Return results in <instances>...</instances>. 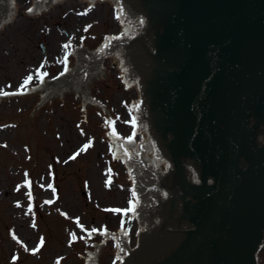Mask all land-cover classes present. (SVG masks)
Here are the masks:
<instances>
[{
	"label": "water",
	"instance_id": "1",
	"mask_svg": "<svg viewBox=\"0 0 264 264\" xmlns=\"http://www.w3.org/2000/svg\"><path fill=\"white\" fill-rule=\"evenodd\" d=\"M106 2L113 19L116 11L121 13L125 41H110L109 35L94 51L71 50L78 62H85L63 71L58 80L38 78L40 86L24 92L40 94L35 107L60 100L68 91L77 97L74 105H80V111L84 105L101 107L89 98L87 82L102 79L101 57L109 54L119 85L125 90L137 85V97L143 94L140 110L138 104L128 103L131 121L135 106L138 122L148 120L156 139L151 136L161 147L158 155L151 154L155 150L150 151L152 144L144 138L142 148L150 153L145 160L156 169L163 154L162 165L174 164L168 176L170 192L159 198L170 195L167 206L154 207L165 210V220L161 228L144 235L140 245L134 232V249H127L125 231L119 227L117 234L94 236L111 239L113 264L117 251L125 255L124 264H257L255 253L264 242V0ZM59 3L33 0L32 10L40 8L44 14V8ZM13 11L11 0L0 3V29L12 20ZM109 44L119 45L111 49ZM87 52L98 57L93 59L99 60L96 65L88 67L83 56ZM104 117L108 148H114L113 155L124 167L123 177L134 182L130 190L138 200L126 225L134 219L137 228L152 229L158 217L152 224L141 222L159 213L150 212L153 195L143 188L145 170L127 152L128 141L137 139L135 125L131 123L129 140L118 143ZM141 133H147L144 125ZM193 166L199 184L187 179L197 180ZM97 253L98 246H91L84 264H96ZM259 263L264 264V249Z\"/></svg>",
	"mask_w": 264,
	"mask_h": 264
},
{
	"label": "rangeland",
	"instance_id": "2",
	"mask_svg": "<svg viewBox=\"0 0 264 264\" xmlns=\"http://www.w3.org/2000/svg\"><path fill=\"white\" fill-rule=\"evenodd\" d=\"M31 1L13 0L16 16L0 29V89L17 93L0 96V264H84L97 245L96 264H113L111 239L94 232L117 234L119 227L134 249L139 228L134 219L126 225L129 214L111 211L129 207L134 182L108 148L104 114L118 143L128 141L135 88L119 85L107 55L102 79L87 82L89 98L101 107L80 111L71 91L35 107L40 94L24 92L40 86L38 68L48 73L43 79L58 80L66 51H94L117 34L118 18L106 1L63 0L44 14L28 13ZM77 60L69 54L67 69Z\"/></svg>",
	"mask_w": 264,
	"mask_h": 264
},
{
	"label": "snow or ice",
	"instance_id": "3",
	"mask_svg": "<svg viewBox=\"0 0 264 264\" xmlns=\"http://www.w3.org/2000/svg\"><path fill=\"white\" fill-rule=\"evenodd\" d=\"M28 11L31 12L32 9H28ZM83 14H86V13H83ZM117 18H119V16ZM85 30H87V29H85ZM62 47L67 49V48L70 47V43L63 45ZM68 55H69V53L66 51L64 59L63 60H58V63H63L64 64V71H67V57H68ZM43 66H44V64L42 63L40 67L42 68ZM63 74H64V72L60 73V75H63ZM47 75H48L47 72H44L43 74H41L39 68L36 70V76L38 78H40L41 82H43V77L47 76ZM32 79H33V75L29 74V76L25 78L23 84L20 86L21 89L26 88V86L32 81ZM9 87H10V85H9ZM14 94H17V93H9V92H5L3 89H0V96H7V95H14ZM125 123H128V121H125ZM131 123H133V125H135V118H133ZM131 196H132V199H130L129 202H128L129 203V207L128 208H126V209H113L111 211H114V212H117V213H123L124 215H127L128 213H135L136 204L138 203V200L136 199L135 190H132ZM93 231H96V230H93ZM126 234H127V232L125 231V235ZM73 238L75 239V234H73Z\"/></svg>",
	"mask_w": 264,
	"mask_h": 264
},
{
	"label": "bare ground",
	"instance_id": "4",
	"mask_svg": "<svg viewBox=\"0 0 264 264\" xmlns=\"http://www.w3.org/2000/svg\"><path fill=\"white\" fill-rule=\"evenodd\" d=\"M63 0H60V2H62ZM83 1H85V0H83ZM98 1H106V0H98ZM11 2L13 3V0H11ZM13 5H14V3H13ZM32 5H33V0L31 1V4L28 6V8L29 9H32ZM48 8H51V7H48ZM45 9H47V8H44V10ZM16 8L14 7V11H13V16H12V20L15 18V16H16ZM27 12L28 13H31V14H37L38 12H40V8H38V9H35V10H32L31 12H29L28 11V9H27ZM11 20V21H12ZM11 21H9L8 23H10ZM119 25H120V27H121V32H122V34L121 35H112V36H110V41H125V36H124V32H123V28H122V24H121V20H119ZM83 48V47H82ZM79 49H81V48H79ZM87 50V49H86ZM107 55H109V54H106V55H104V56H102L101 57V64H100V70L102 71V72H104V68H103V66H102V62H103V60L104 59H106L105 57L107 56ZM76 58H77V54H76ZM117 69V68H116ZM102 75H103V73H102ZM136 89H137V85H135L134 86ZM135 89V90H136ZM134 103V102H133ZM139 230L141 231L142 230V228H139ZM98 246V250L100 249V245H97Z\"/></svg>",
	"mask_w": 264,
	"mask_h": 264
},
{
	"label": "flooded vegetation",
	"instance_id": "5",
	"mask_svg": "<svg viewBox=\"0 0 264 264\" xmlns=\"http://www.w3.org/2000/svg\"><path fill=\"white\" fill-rule=\"evenodd\" d=\"M6 1H7V0H0V3H1V2L6 3ZM42 51H43V49H42Z\"/></svg>",
	"mask_w": 264,
	"mask_h": 264
}]
</instances>
